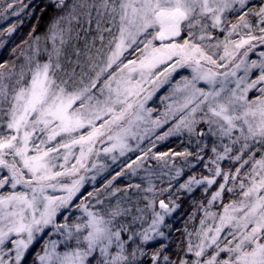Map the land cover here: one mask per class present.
Here are the masks:
<instances>
[{
    "label": "snow or ice",
    "instance_id": "6c2138e0",
    "mask_svg": "<svg viewBox=\"0 0 264 264\" xmlns=\"http://www.w3.org/2000/svg\"><path fill=\"white\" fill-rule=\"evenodd\" d=\"M28 7L5 0L0 16ZM49 8L43 53L36 37L0 62V264L37 245L34 264H145L158 238L150 264H264V0H48L41 17ZM171 136L192 147L154 151ZM130 153L87 191L101 155ZM140 170L143 183L114 185ZM197 190L193 227L165 254L166 216Z\"/></svg>",
    "mask_w": 264,
    "mask_h": 264
},
{
    "label": "trees",
    "instance_id": "16d2710c",
    "mask_svg": "<svg viewBox=\"0 0 264 264\" xmlns=\"http://www.w3.org/2000/svg\"><path fill=\"white\" fill-rule=\"evenodd\" d=\"M48 0H23L24 4L29 5L28 8H25L23 12L20 13L19 16H8L6 21L0 24V41H4L5 44L3 47H0V62L4 61H12L16 58L20 52L29 51V45L33 44L36 37H39V46L43 53V49L45 47V38L48 32V26L52 22V19L56 15V11L54 9L49 8L46 12L43 13L41 17L40 8L46 4ZM5 0H0V7H3ZM18 7V3H17ZM15 24L16 30L9 36L3 30L8 28L10 25ZM35 29V31H33ZM115 31V29H114ZM31 33V36L29 35ZM81 37L84 36V33L81 32ZM96 35L95 32L91 33L89 36V40L91 36ZM106 41L109 38L108 34L105 33ZM27 41V43H25ZM73 45L76 47L83 48V40L80 41L72 40L70 41L67 49L66 54L71 56L72 59H75V55L73 53ZM96 46H100V41L97 39ZM50 47V45H49ZM13 49H16V52L13 53ZM131 58V57H130ZM17 60V63L22 61ZM40 59H46V55H41ZM179 77H177L178 79ZM167 95L165 89H161V91L154 97L153 102L150 104V107L153 109L161 110L165 109L164 103H162L160 97ZM168 125H165L163 128L160 129L158 134H162L166 131ZM186 147L191 148L192 146L188 143V140L185 136H177L174 138H170L164 142L159 141L157 143V147L154 151L158 152H168L169 150L172 151H183ZM129 160V158H126ZM125 162V161H123ZM123 162H119V164L107 169L100 177H98L95 183H87L86 189L87 191H92L93 188L102 189L103 185L107 183V180L111 179V177L121 170L123 166ZM116 187H119L122 191L125 186L129 183H133L132 181L126 180L124 177L117 178L114 182ZM159 184V182H157ZM121 191V194H122ZM204 198V194L202 191H194L192 194H181L180 199L176 201L179 204V208L166 220V223L169 224L171 227H164L162 230L166 233L167 239L164 240L165 245L167 246V250L165 254L175 256V252L177 249V245L181 244L184 239V229L187 225L188 229L191 230L193 227V222L189 220V217L195 210L198 202ZM114 202V201H113ZM206 203V200L204 201ZM156 211H160L159 204H156ZM62 221V220H61ZM63 222V221H62ZM195 223H198V219ZM160 238H158L159 240ZM158 240L153 242L151 246H149L146 250L148 252V260L145 261V264H150V256L157 246ZM41 250V245H37L36 248L31 251L26 258L25 264H34L36 259L35 253Z\"/></svg>",
    "mask_w": 264,
    "mask_h": 264
},
{
    "label": "rangeland",
    "instance_id": "374dc122",
    "mask_svg": "<svg viewBox=\"0 0 264 264\" xmlns=\"http://www.w3.org/2000/svg\"><path fill=\"white\" fill-rule=\"evenodd\" d=\"M3 5H4V4H3ZM2 8H3V7H0V9H2ZM4 21H6V19H4L2 16H0V24H2ZM250 58L255 59L256 57H255L254 54H250ZM253 75H255V73H254ZM160 91H161V90H160ZM158 93H159V92H158ZM158 93H157V94H158ZM157 94H156V95H157ZM250 95H255V93H252V94H250ZM154 97H156V96H154ZM154 97H153V99H152L151 101L148 102V106H149V107H150V104L153 102ZM152 108H153V107H152ZM163 111H164V109H161V110L154 109L153 116H154V117H155V116H159ZM160 129H161V128H160ZM160 129H157V133H159ZM174 137H177V136H171V137H169L168 139H170V138H174ZM185 137H186V139L188 140L187 136H185ZM168 139H166V140H168ZM166 140H165V141H166ZM158 142H159V141H157V143H158ZM162 142H164V141H162ZM148 146H150V145L148 144L147 141H145V144H144L145 149H146ZM182 150H184V149H182ZM176 152H177V151H176ZM178 152H179V151H178ZM137 154H139V153H130V154L128 155V157H122V158H120V160H119L116 164H113L112 161H111L109 158H106V157H104L103 155H101L100 160H101V162L106 163V164L109 166L108 169H110L111 167H113V166L119 164V162L121 163V161H122V162H123V161H128V160H126V158H129V157H130L131 159H135V155H137ZM149 163L152 165V167H153L154 169L159 170V162H158V161L150 160ZM175 163H176V166H181V165L183 164V160H182V158H180V157H176V158H175ZM145 167H147V165H145ZM125 171L127 172V169H126V168H125ZM103 173H104V172H103ZM103 173H102V174H103ZM102 174L98 175L97 178L100 177ZM88 175L91 176L92 173H88ZM143 175H144L143 170H140L136 176H132V175L129 173V174L125 175V176H121L120 178L124 177L126 180L132 181L133 183H143V181L141 180V176H143ZM97 178H96V179H97ZM117 178H119V177H117ZM157 182H158V181H157ZM87 183H90V184H91V183H93V181L89 180V181H87ZM87 183H86V184H87ZM160 211H161V210H160ZM169 217H170V216H166V220H167ZM61 222H62V221H61ZM162 228H163V226H162ZM53 238H56V237H53Z\"/></svg>",
    "mask_w": 264,
    "mask_h": 264
}]
</instances>
